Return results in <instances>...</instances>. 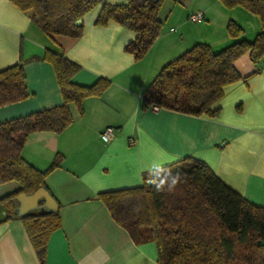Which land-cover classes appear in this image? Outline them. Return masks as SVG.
<instances>
[{"label": "crops", "instance_id": "0c3cea01", "mask_svg": "<svg viewBox=\"0 0 264 264\" xmlns=\"http://www.w3.org/2000/svg\"><path fill=\"white\" fill-rule=\"evenodd\" d=\"M98 12L99 5L83 16L80 37H48L27 12L0 0V69L25 59L29 92L25 99L0 106V122L63 102L52 64L40 58L47 48L79 65L74 83L109 79L101 95L83 100L82 113L70 104L73 121L67 127L31 132L23 146L22 156L40 170L62 156L45 178L61 217V226L49 237L45 264H158L155 243L135 244L97 194L140 185L153 161L170 164L190 156L204 161L247 200L264 206V57L252 63L246 53L236 60L238 72L248 77L223 87L216 117L143 107L145 90L168 61L197 42L214 51L233 42L226 30L230 19L243 27L247 40L261 23L243 7L227 8L219 0H164L161 32L136 60L125 50L136 33L115 21L95 25ZM194 12L204 18L191 21ZM107 127L115 129L109 141L100 136ZM19 186L15 180L0 184V197ZM0 264H41L20 220L0 224Z\"/></svg>", "mask_w": 264, "mask_h": 264}, {"label": "trees", "instance_id": "16d2710c", "mask_svg": "<svg viewBox=\"0 0 264 264\" xmlns=\"http://www.w3.org/2000/svg\"><path fill=\"white\" fill-rule=\"evenodd\" d=\"M27 12L32 23L48 37L64 35L78 38L83 24L78 19L99 5L94 24L105 26L115 21L133 30L135 38L125 50L136 60L143 58L162 29L159 11L164 0H126L107 3L101 0H11ZM225 7L241 6L256 15L260 31L252 40L243 38L244 29L233 19L226 23L235 39L218 51L197 42L162 66L143 94V107L156 106L192 116L216 117V106L223 87L245 80L235 67L242 55L252 63L264 57V0H219ZM38 58V57H33ZM49 61L55 72L63 102L0 122V184L15 180L19 188L0 197L4 218L0 224L20 220L41 264H45L47 243L61 226L59 208L52 213H28L13 219L15 196L46 188V176L62 160L57 154L40 170L22 156L27 135L36 131L60 132L72 121L70 104L79 113L83 100L101 95L110 85L100 77L91 85L71 79L79 65L63 54L45 49L40 57ZM25 59L0 69V106L28 97L23 65ZM183 174L172 192H157L148 185L147 171L138 186L102 191L98 199L111 217L123 227L135 244L154 242L158 264H264V206L256 205L225 184L202 160L190 156L168 164Z\"/></svg>", "mask_w": 264, "mask_h": 264}, {"label": "water", "instance_id": "95a60500", "mask_svg": "<svg viewBox=\"0 0 264 264\" xmlns=\"http://www.w3.org/2000/svg\"><path fill=\"white\" fill-rule=\"evenodd\" d=\"M81 23V19L76 21ZM59 204L46 188H39L32 194L20 193L15 196L12 212L13 219H19L28 213L38 212L41 214L57 211ZM0 220L4 218V211L0 209Z\"/></svg>", "mask_w": 264, "mask_h": 264}, {"label": "clouds", "instance_id": "9594fccd", "mask_svg": "<svg viewBox=\"0 0 264 264\" xmlns=\"http://www.w3.org/2000/svg\"><path fill=\"white\" fill-rule=\"evenodd\" d=\"M174 159L175 157H169V160ZM146 171L148 176L145 182L157 192H172L183 180V174L170 167L165 161L151 162Z\"/></svg>", "mask_w": 264, "mask_h": 264}, {"label": "built area", "instance_id": "2783aa9c", "mask_svg": "<svg viewBox=\"0 0 264 264\" xmlns=\"http://www.w3.org/2000/svg\"><path fill=\"white\" fill-rule=\"evenodd\" d=\"M204 18V15L202 12H194V13H190L189 14V19L191 21H200ZM152 108H157L156 106H153ZM115 133V129L113 127H107L106 129H104L101 133L100 136L103 140L105 141H109L111 140V138L113 137ZM128 142L130 144H134L135 143V139L134 138H129Z\"/></svg>", "mask_w": 264, "mask_h": 264}, {"label": "rangeland", "instance_id": "374dc122", "mask_svg": "<svg viewBox=\"0 0 264 264\" xmlns=\"http://www.w3.org/2000/svg\"><path fill=\"white\" fill-rule=\"evenodd\" d=\"M161 15H163V13L161 14ZM242 27V26H241ZM243 28V27H242Z\"/></svg>", "mask_w": 264, "mask_h": 264}]
</instances>
